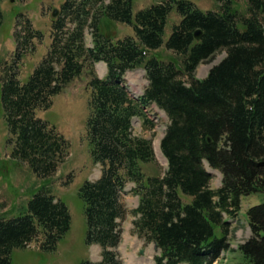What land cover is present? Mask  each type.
<instances>
[{"label": "trees", "instance_id": "obj_1", "mask_svg": "<svg viewBox=\"0 0 264 264\" xmlns=\"http://www.w3.org/2000/svg\"><path fill=\"white\" fill-rule=\"evenodd\" d=\"M219 1L218 10H202L192 0H165L134 15L133 0H66L53 20L50 46L26 80L13 70L36 50L43 33L27 17L15 31L17 48L0 84L1 103L13 135L12 157L27 162L39 177L54 174L69 143L37 111L48 109L87 63L108 64L105 78L93 75L89 82L87 118L90 153L102 173L85 180L78 192L86 241L102 246V259L78 264H123L113 248L121 239L128 182L135 183L132 191L139 195L135 229L159 245L155 264L216 263L223 251L231 250L225 214L235 216L244 196L264 193V0H249L250 15L243 17L234 0ZM174 8L181 19L165 40ZM103 19L130 24L134 33L114 39L102 32ZM2 22L0 8V26ZM86 29L92 45L86 42ZM164 44L183 56L181 65L151 54ZM221 50L226 56L205 78L196 77L198 65ZM140 66L149 84L135 98L125 75ZM151 103L169 118L160 145L168 167L159 176L146 177L142 163L156 158L153 139L135 131L134 119L153 128L146 112ZM206 162L223 175L217 189L210 187ZM247 216L252 235L238 245L241 264H264V201L249 207ZM71 223L66 202L46 188L35 191L22 213L0 216V264H12L14 249L41 234L42 250H55Z\"/></svg>", "mask_w": 264, "mask_h": 264}, {"label": "rangeland", "instance_id": "obj_2", "mask_svg": "<svg viewBox=\"0 0 264 264\" xmlns=\"http://www.w3.org/2000/svg\"><path fill=\"white\" fill-rule=\"evenodd\" d=\"M64 0H0L3 12V22L0 26V84L7 77V71L13 65L16 46L14 32L25 24V18L18 19L22 14L29 16L34 26L44 33L43 41L37 44V50L29 52L20 62V68H15L19 79L26 80L45 54L50 43V28L53 18L52 12L60 8ZM165 0H133L134 15L138 10L154 3ZM202 10H218L219 0H192ZM235 9L239 16H249V0H234ZM181 16L174 8L168 17L165 28V40L168 39L174 24ZM21 23V26L18 23ZM100 28L102 32L114 39L133 34V26L119 21L103 19ZM86 42L92 45V34L86 29ZM154 53L163 60H176L181 65L183 56L166 48L165 44ZM226 56V51H218L212 58L201 62L195 70V76L205 78L210 70ZM106 65L103 62L87 63L79 77L68 83L56 95L51 106L46 110H38L37 116L44 117L56 131L69 143L68 154L54 174L47 178L39 177L27 162L12 157L13 143L9 141L10 133L1 103L0 90V216L12 217L22 213L35 191L46 188L57 198L67 203L71 211L72 223L68 233L58 243L53 251L41 248L43 235L34 239L26 247L15 248L12 253V264H78L82 260L102 259L103 248L100 244H89L86 241L87 225L84 216L83 201L79 197V189L87 179L96 180L102 171V165L96 163L90 153L87 132V118L89 115L88 100L91 90L88 82L92 74L106 75ZM188 80L187 75H183ZM129 91L133 96L142 95L148 85L144 67L130 70L126 74ZM149 119L154 123L153 128L144 127L134 119V129L137 133L153 139L155 160L143 162L142 169L148 176H159L168 167V161L161 150V140L165 134L169 118L164 110L156 104L147 107ZM51 125V126H52ZM53 127V126H52ZM207 169L212 173L210 187L217 189L222 185L223 175L218 169L212 168L206 162ZM134 182H128L123 194L126 214L120 220L121 239L113 249L123 260V264H154L156 253L153 242H148L135 229L133 209L139 203V195L132 191ZM186 201L191 196L183 195ZM264 201V193H255L242 198L241 208L235 216L225 214L230 222L229 243L231 250L223 251L219 260L214 264H241V256L237 252L238 245L251 237L247 210L249 207ZM143 251V252H142Z\"/></svg>", "mask_w": 264, "mask_h": 264}, {"label": "water", "instance_id": "obj_3", "mask_svg": "<svg viewBox=\"0 0 264 264\" xmlns=\"http://www.w3.org/2000/svg\"><path fill=\"white\" fill-rule=\"evenodd\" d=\"M57 13H58V11L55 10V11H54V15H56ZM201 33H202L201 30H198V31L196 32V37H197V38H200ZM155 249H156V250L159 249V245H158V243L155 244ZM142 252H143V251H142Z\"/></svg>", "mask_w": 264, "mask_h": 264}]
</instances>
